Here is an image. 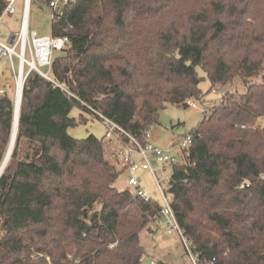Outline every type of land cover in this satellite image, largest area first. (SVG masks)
<instances>
[{"label":"trees","instance_id":"trees-1","mask_svg":"<svg viewBox=\"0 0 264 264\" xmlns=\"http://www.w3.org/2000/svg\"><path fill=\"white\" fill-rule=\"evenodd\" d=\"M51 34L68 44L52 80L27 75L0 173V264H141L161 204L115 186L127 168L105 134L68 129L83 112L101 120L90 106L145 144L167 104L202 101L198 69L209 89L238 78L245 91L202 111L163 189L199 264H264V74L251 80L264 71V0H76ZM13 121L2 96L0 166Z\"/></svg>","mask_w":264,"mask_h":264},{"label":"rangeland","instance_id":"rangeland-1","mask_svg":"<svg viewBox=\"0 0 264 264\" xmlns=\"http://www.w3.org/2000/svg\"><path fill=\"white\" fill-rule=\"evenodd\" d=\"M46 1L47 0H31L27 14L29 34L35 32L38 36L51 35V9ZM13 8V14L2 15V24H0V39L2 40H6L8 38L10 34L9 29H13L16 32L19 30V22L22 18L24 10L23 0H15ZM60 54L61 51L54 52V56H58ZM14 64L16 66V59H14ZM6 66L7 64L4 61H0V70L6 69ZM198 72L199 75L203 77L199 84L200 88L205 93L202 101L191 99V101H195V107L174 103L167 104L165 108L159 111L158 122L150 128L148 142L157 145L160 148H172V151L177 154L180 152V149L175 147L173 143L184 138L193 128L197 126L203 116L202 111H204L207 106H211L214 102H218L222 98L226 89L236 92V94H241L245 91L244 84L238 78L234 79L231 84H227L224 87L219 88L214 86L213 88L215 90L213 91V88L209 89L210 83L205 77L203 71L198 69ZM263 74L264 71L260 72L258 77H252L251 80H260V77ZM10 96L13 99V93H11ZM70 115L78 118V109L76 107L73 108ZM83 116L86 119V122L70 127L68 129L70 135L76 138H84L89 134L102 137L106 133L107 128L103 121L94 118L88 112H83ZM257 122L258 124L264 126V116L259 117ZM116 140L115 136H112L110 140L105 139V148L109 157H111V150L116 149L119 146L115 143ZM133 159L137 162L139 160L138 155L133 154ZM154 168L155 177L164 188L167 178L171 174V168L168 164L163 166L161 164H155ZM128 175L129 172L127 170L121 173L115 183V186L118 189L130 187L127 182ZM133 176L138 178L142 189H144L154 199L158 200L161 205L163 204L161 194L150 171L138 169L133 172ZM159 222V227L155 232L150 229H145L140 233L141 242L147 250V254L144 255L141 260V264H152V262H155L156 260L177 264H188V259L186 255H184L185 253L182 243L178 235L176 233L167 234L164 223Z\"/></svg>","mask_w":264,"mask_h":264},{"label":"built area","instance_id":"built-area-1","mask_svg":"<svg viewBox=\"0 0 264 264\" xmlns=\"http://www.w3.org/2000/svg\"><path fill=\"white\" fill-rule=\"evenodd\" d=\"M6 6L0 14V24L2 23L3 14L14 13L13 3L15 0H5ZM76 0H47L51 9V18L62 16L65 6ZM30 0H24V10L20 21V27L17 32H10L6 40L0 39V61H4L6 69L0 70V97L8 96L13 93V101L17 95H21L24 81L31 71L37 72L42 77L51 79V67L55 51H61L68 44L66 35L38 36L35 32L28 33L27 14ZM14 59L17 60L15 66ZM215 90L214 88L212 89ZM193 100V99H192ZM187 106L195 107V101L186 100ZM95 115L99 116L101 121L106 124V133L104 140H110L112 136L116 139L125 137L126 142L119 145L117 154L120 157L122 165L126 166L129 176L127 182L133 187L136 195L145 200H151L153 197L140 187L138 178L133 176V172L138 169L150 171L154 177L156 186L161 194L163 204L159 211L161 222L164 223L167 234L176 233L182 243L184 253L188 259V264H199L198 254L194 252L191 241L183 234L176 216L171 207V196L166 193L163 187L155 177V164L166 165L176 161L177 154L172 148H160L150 142L142 144L137 138L124 131L117 124L105 118L95 109L87 106ZM204 110V108H203ZM150 133L147 134L149 138ZM191 143V137L187 134L181 140L175 142L174 146L181 150L188 149ZM133 154L138 155L139 160L133 159ZM212 263V262H211Z\"/></svg>","mask_w":264,"mask_h":264},{"label":"bare ground","instance_id":"bare-ground-1","mask_svg":"<svg viewBox=\"0 0 264 264\" xmlns=\"http://www.w3.org/2000/svg\"><path fill=\"white\" fill-rule=\"evenodd\" d=\"M19 96L20 95L18 94L17 95V98H16L17 104H18V101H19ZM15 136H16V128H15V124H14L13 129H12V133H11L10 143H9L8 150H7L8 153H6L7 154V157H6V160H5L4 164H3V166L0 167V173H1L4 165L6 164L7 159L9 158V155L11 153V150H12V147H13V144H14V141H15Z\"/></svg>","mask_w":264,"mask_h":264},{"label":"water","instance_id":"water-1","mask_svg":"<svg viewBox=\"0 0 264 264\" xmlns=\"http://www.w3.org/2000/svg\"><path fill=\"white\" fill-rule=\"evenodd\" d=\"M20 99H21V95L19 96V101H18V104H17V101L15 100L14 101V121H13V126L15 124V128H16V131H17V122H18V110H19V106H20ZM13 129V128H12ZM8 153V152H7ZM6 157H7V154L5 155V158L1 164L0 167L3 166L5 160H6Z\"/></svg>","mask_w":264,"mask_h":264},{"label":"crops","instance_id":"crops-1","mask_svg":"<svg viewBox=\"0 0 264 264\" xmlns=\"http://www.w3.org/2000/svg\"><path fill=\"white\" fill-rule=\"evenodd\" d=\"M30 3H31V0H30ZM23 7H24V0H23ZM13 14V13H12ZM21 21V20H20ZM20 23V22H19ZM2 24V23H1ZM20 25V24H19ZM9 31L10 32H16L15 30H13V29H9ZM9 32V33H10ZM79 111V110H78ZM115 143H117V140H116V142ZM157 146V145H156ZM115 150V149H114ZM121 163V162H120ZM120 165H122V163L120 164Z\"/></svg>","mask_w":264,"mask_h":264}]
</instances>
